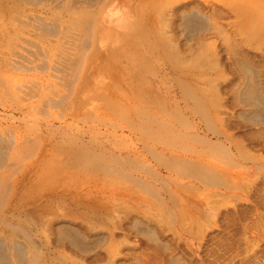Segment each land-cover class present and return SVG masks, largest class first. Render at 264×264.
Returning a JSON list of instances; mask_svg holds the SVG:
<instances>
[{
	"label": "bare ground",
	"instance_id": "bare-ground-1",
	"mask_svg": "<svg viewBox=\"0 0 264 264\" xmlns=\"http://www.w3.org/2000/svg\"><path fill=\"white\" fill-rule=\"evenodd\" d=\"M0 264H264V0H0Z\"/></svg>",
	"mask_w": 264,
	"mask_h": 264
},
{
	"label": "rangeland",
	"instance_id": "rangeland-1",
	"mask_svg": "<svg viewBox=\"0 0 264 264\" xmlns=\"http://www.w3.org/2000/svg\"><path fill=\"white\" fill-rule=\"evenodd\" d=\"M100 127H102V126H100ZM102 129H103V127H102ZM113 130V129H112ZM113 131H115V130H113ZM122 130L121 129H119L118 130V132H121ZM149 161V160H148ZM128 232H130L131 233V231H128ZM166 234H169V232H165ZM132 236H133V233L131 234ZM120 239H123V238H120ZM183 252H185V251H183Z\"/></svg>",
	"mask_w": 264,
	"mask_h": 264
}]
</instances>
